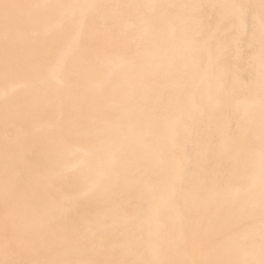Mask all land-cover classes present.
<instances>
[{
    "label": "bare ground",
    "instance_id": "6f19581e",
    "mask_svg": "<svg viewBox=\"0 0 264 264\" xmlns=\"http://www.w3.org/2000/svg\"><path fill=\"white\" fill-rule=\"evenodd\" d=\"M0 264H264V0H0Z\"/></svg>",
    "mask_w": 264,
    "mask_h": 264
}]
</instances>
